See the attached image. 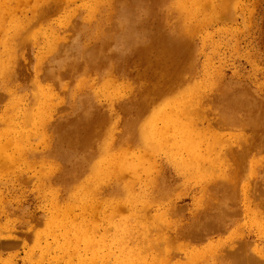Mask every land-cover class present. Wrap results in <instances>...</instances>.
Masks as SVG:
<instances>
[{
	"label": "rangeland",
	"instance_id": "rangeland-1",
	"mask_svg": "<svg viewBox=\"0 0 264 264\" xmlns=\"http://www.w3.org/2000/svg\"><path fill=\"white\" fill-rule=\"evenodd\" d=\"M37 1L0 0V264H241L228 253L247 239L263 264L264 0H152L153 12L132 19L142 31L134 47L115 42L131 32L113 27L126 0H62L43 17ZM163 38L179 39L184 68L136 111L163 85L155 70L138 77L143 50L157 40L158 61ZM103 39L105 55L124 52L113 59L128 65L124 75L91 59ZM237 87L255 101L229 107L225 93ZM95 109L109 120L94 146H61V132ZM227 179L233 188L216 186ZM217 202L218 228L187 234L198 216L211 222Z\"/></svg>",
	"mask_w": 264,
	"mask_h": 264
},
{
	"label": "bare ground",
	"instance_id": "bare-ground-1",
	"mask_svg": "<svg viewBox=\"0 0 264 264\" xmlns=\"http://www.w3.org/2000/svg\"><path fill=\"white\" fill-rule=\"evenodd\" d=\"M19 1V0H18ZM45 1V0H38L37 1V16L39 17H43L49 13H53L55 11H57V9L59 8V4H60V1L62 0H48V4H43V6L41 5L42 2ZM110 1L111 0H104L103 4H102V7H105L107 6V4L110 5ZM152 0H126V9H125V12H127L126 14H123L121 15L122 18H123V21L120 22V23H117L115 24L113 27H116L117 28V31L119 29L120 26H122V24L124 25H127L129 26V33H127V28H126V31L125 33H123L121 36H117L116 39H115V42L120 44V43H124V45L126 46H129L130 47H134L132 44L135 43V41H137L141 35H142V31H140V26H135V25H132V19H134V14L135 12L137 11V9H141L142 7H146V10L148 11V13L150 12H153L152 9H151V2ZM160 1V3H163L165 0H155V3L157 4V2ZM114 2V0L112 1V3ZM190 2L192 3V7L193 6H196L198 1L197 0H190ZM45 3V2H44ZM178 4L179 6L181 7V9H184V10H187V12H185V15H189L191 13V7L190 5H186L185 4V1H178ZM124 6V5H123ZM150 6V7H149ZM116 7V6H115ZM193 10H195V8H193ZM104 12H107L106 9H103ZM140 23V22H139ZM145 24V23H144ZM143 25V24H142ZM110 28V29H113ZM115 28V29H116ZM69 29V28H68ZM140 33V35H139ZM139 35V36H138ZM138 36V38H137ZM171 35H166V37H170ZM128 37V40H126V38ZM137 38V39H136ZM150 38V37H148ZM170 39V38H169ZM169 39H166V38H163V50L162 51H165L163 53V55L165 53H171L172 55L170 57H166V56H163L161 54V56L159 58H157L158 61H154L152 58H151V54L153 53V49L155 48L156 44H157V40L154 41L153 39H151V44L145 48L143 50V57H142V61L145 63L144 65H148V69L146 71H144L143 73L140 74V78L144 79V78H148V77H152L154 74L153 72H149V70H152V71H157V74L160 73L161 75V78L163 79V85H160V86H157L155 88H152L150 91H148L144 96H143V100L140 101L139 103H133L132 106H135V109L136 111H139V112H145L149 110V107L150 105H152V103L154 102L155 99H157L158 97H163L165 94H167L168 92H170L175 85H173L174 81L176 80L175 78H179L180 77V71L184 68V63L181 62V60H177L175 59L174 57V53L175 51L179 48L180 46V41L179 39H174V40H169ZM105 39H103V43L102 44V49H96V48H92L93 52L91 53V59H96L98 60L97 63L95 64L96 66H102V67H107L108 68V71L110 73H121L122 75L125 74V71L128 67V65L125 64H122V62H117L116 60H113L115 59V57H117L116 55L114 54H117L118 56L119 55H122L124 54L123 53H113L111 55H105V50H106V47L109 46L108 43H110L111 41H104ZM25 41V40H24ZM121 45V44H120ZM148 45V44H147ZM119 46V45H118ZM89 50V49H88ZM141 50H139L140 52ZM131 54V53H130ZM126 57V58H125ZM124 60H128L129 59V54L125 56ZM157 57V56H156ZM171 58V59H170ZM87 59V58H86ZM167 59H170L172 60V62H169L167 61ZM139 60V59H138ZM140 61V60H139ZM72 67L75 68L76 64L75 63H72ZM91 64V63H90ZM47 65V64H46ZM88 65V64H87ZM142 65V64H141ZM142 68V67H141ZM145 68V67H144ZM171 68H173L175 71H172ZM178 71H177V69ZM29 69V68H28ZM78 69V68H77ZM86 69H88L86 67ZM172 71V72H169V71ZM68 73H71L70 72V69L67 70ZM66 71V73H67ZM159 71V72H158ZM165 71V74H162L163 72ZM47 73V72H46ZM51 73V72H50ZM54 73V71H53ZM155 73V72H154ZM52 74V73H51ZM50 74V75H51ZM43 75H45L43 73ZM53 75V74H52ZM47 76V75H46ZM45 77V76H44ZM43 77V78H44ZM52 77V76H51ZM42 79V78H41ZM55 79V78H54ZM46 80V78H45ZM50 81V80H49ZM225 94H229V95H225V97H228L229 98V102H228V106L229 107H240L243 102H248V103H253V100L255 101V98L248 92V89L247 88H239L237 87L236 89L232 90L231 91H228L226 92ZM116 103V102H115ZM113 104L112 107H114L116 104ZM131 103V102H130ZM118 108H119V105H118ZM114 109V108H113ZM250 114V113H249ZM260 116H258L260 119L263 118V115L260 114ZM109 120V116L102 110H99V109H95L94 111H89V112H86L85 114H82L80 117H78V120L77 122L75 123L76 125L73 126L72 128H69L68 130L64 131V132H61V135L60 137L58 138V141L60 143V145L62 146L63 144L66 145L67 147H71V149H73V151H75L76 149H83V150H88L89 147H93L94 144H95V141L96 139L101 135L98 131H99V128L100 129H103L105 123ZM64 122V121H63ZM250 123V122H249ZM63 124V123H62ZM131 124L132 126H134L135 124V129L133 130V136L136 137L135 135H138V123H134V121L132 120L131 121ZM129 127V129L131 130V127ZM260 126V125H259ZM69 127V126H67ZM250 127V126H249ZM257 128V127H256ZM262 128V127H261ZM264 128V127H263ZM248 129V128H247ZM252 129V127H251ZM250 129V130H251ZM259 129V128H257ZM249 130V131H250ZM247 131V130H246ZM132 132V131H131ZM258 133H259V130H258ZM261 133V132H260ZM261 135V134H260ZM263 135V134H262ZM253 137V136H252ZM146 138H147V135H146ZM251 138V137H250ZM130 139H133V137L131 136ZM248 140V139H247ZM252 141V139H249V141ZM255 140V139H254ZM250 141V143H251ZM262 140H260L261 142ZM263 143V142H262ZM264 144V143H263ZM253 145V144H251ZM255 145V144H254ZM258 145V144H256ZM250 146V144H249ZM258 147V146H256ZM261 147V146H260ZM264 146H262L261 148H263ZM250 148V147H249ZM259 148V147H258ZM255 149V148H254ZM237 151V150H236ZM261 151V150H260ZM233 153V152H232ZM237 154V153H236ZM63 155H67V153H65L64 151V154ZM239 158V157H238ZM238 161V160H237ZM216 162V161H215ZM240 163V161H239ZM263 163V162H262ZM131 164V163H130ZM236 164V163H235ZM239 167V166H238ZM136 166L133 165V169L135 170ZM237 168V166H236ZM230 169L231 166H230ZM230 169L228 170V172L230 171ZM238 169V168H237ZM235 169V170H237ZM243 169H241L242 171ZM234 168H233V172L231 171L230 175L232 176L234 174ZM238 174V173H237ZM241 174V173H239ZM229 176V175H228ZM239 176V175H238ZM238 178V177H237ZM236 178V179H237ZM226 182V183H225ZM237 182V181H236ZM233 184V182H232ZM230 180H225L224 183L221 182L219 180V183L216 185L217 187H220V188H223L224 190V187H225V190L226 188L228 187H231L233 188ZM216 187V188H217ZM215 188V186H214ZM219 189V188H218ZM235 190V189H234ZM237 190V189H236ZM214 191H217L214 189ZM230 191V190H229ZM218 192V191H217ZM227 192V191H226ZM231 192H233V190H231ZM234 193V192H233ZM233 193H231L233 195ZM258 193V192H257ZM221 194V192H220ZM222 194H223V191H222ZM221 194V195H222ZM218 195V194H217ZM230 195V196H232ZM254 195V194H253ZM219 196V195H218ZM224 197V198H223ZM221 196L220 198L222 199H226V197H228V200H223L222 201H225L228 202L229 201V198H231L232 200V197H229L228 195H226L225 197V192H224V196ZM259 197V196H258ZM218 198V197H216ZM234 199V198H233ZM254 199V198H253ZM252 199V200H253ZM256 199V198H255ZM219 200V199H218ZM217 200V201H218ZM221 201V200H220ZM221 201V203H222ZM220 202H217V204L213 205V207L215 209H218V210H221V206L220 204H218ZM258 203L261 204V202L258 201ZM224 204V203H223ZM221 204L223 207L224 206H227L228 207V204L226 205H223ZM264 204V203H263ZM260 206V205H259ZM225 207V208H227ZM263 207V206H262ZM213 208V209H214ZM261 208V207H260ZM264 208V207H263ZM262 208V209H263ZM229 209V207L227 208ZM226 209V210H227ZM225 210V209H223ZM223 210L219 211L218 213H213L212 216L213 218L211 219V222H207V223H203V222H199V217L202 216H198L197 217V220L194 221V229H191L189 231V235H194L195 237L198 238V236H202L201 233H204V232H208L210 230H214L215 228H218V223H221V215H222V212H224ZM230 210V209H229ZM264 210V209H263ZM216 211V210H214ZM206 213V212H204ZM236 213V212H235ZM216 214V215H215ZM238 214V213H237ZM211 216V215H210ZM228 216V215H227ZM224 217H226L224 215ZM209 218V216H208ZM222 220H225L224 218ZM228 221V220H227ZM223 222V221H222ZM203 224V226H202ZM200 226V228H199ZM221 226V224H220ZM214 228V229H213ZM194 233V234H193ZM187 235V236H189ZM249 240V239H247ZM245 240L244 242L242 241L241 242V248L239 250H237L236 252H230L228 253L229 255H232L233 257H235L236 255V258H238L239 262L241 264H262L261 262V257H262V254L260 253V251H262V249H259L258 247H256V255H257V259L255 257V253H250L249 251V243L248 241ZM250 241V240H249ZM251 242V241H250ZM253 244V243H252ZM241 251V252H239ZM229 252L228 250H226V253ZM241 253V255H240ZM231 259V258H230ZM264 264V263H263Z\"/></svg>",
	"mask_w": 264,
	"mask_h": 264
}]
</instances>
